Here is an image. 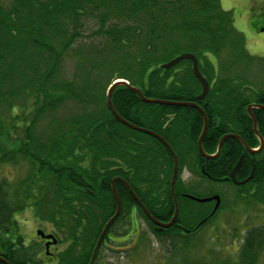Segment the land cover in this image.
Listing matches in <instances>:
<instances>
[{
    "label": "trees",
    "instance_id": "1",
    "mask_svg": "<svg viewBox=\"0 0 264 264\" xmlns=\"http://www.w3.org/2000/svg\"><path fill=\"white\" fill-rule=\"evenodd\" d=\"M182 53L201 61L199 71L209 84L201 102L190 62L160 68ZM68 57L75 59L71 77L63 74ZM253 62L261 70L244 50L233 13L223 11L219 0H0V165L27 166L24 178L0 183V258L7 264H35V244L25 243L16 221L25 208H32L41 221L54 218L59 226L72 225L69 240L82 244L87 256L75 263L73 255L71 264H88L115 212L111 182L116 176L126 181L152 218L169 222L174 212L172 156L156 138L112 116L108 87L123 80L146 99L195 103L206 118L201 147L207 155L216 152L225 135L255 149L259 140L246 108L264 105V82L254 86L260 71L243 72ZM111 104L126 122L156 134L172 149L178 213L171 227L155 233L128 190L115 183L119 214L109 231L128 235L133 209L160 247L162 264H256L264 253V223L243 230L236 258L188 253L191 236L216 217L223 198L218 196L220 204L210 216L214 202L183 196L188 191L180 173L187 167L196 176L192 160L204 181L233 185L230 172L242 156L235 179L247 178L252 164L254 171L250 181L237 187L238 198L264 207V110L251 109L263 140L259 151L249 154L238 140L227 138L216 158L205 159L196 145L203 127L199 110L144 103L125 86L113 90ZM69 105L73 110H66ZM68 214L72 221L67 222ZM215 232L211 239L220 243L224 236Z\"/></svg>",
    "mask_w": 264,
    "mask_h": 264
},
{
    "label": "rangeland",
    "instance_id": "2",
    "mask_svg": "<svg viewBox=\"0 0 264 264\" xmlns=\"http://www.w3.org/2000/svg\"><path fill=\"white\" fill-rule=\"evenodd\" d=\"M219 1L222 10L233 12L234 27L236 30L239 33H244L241 22L236 19L238 10L234 9L239 4L234 0ZM246 11L248 13L250 9L248 10L247 7ZM85 42L88 41L84 40L83 43ZM247 49H249L248 51L251 53V46H247ZM64 63L63 74L67 77H71L75 69V59L68 57ZM244 68V73L249 70H251L252 73L260 71L256 62ZM246 68H248V71H246ZM111 72L115 71L112 70ZM256 75L258 76L255 81L257 83H254V86L264 82L262 73L260 74L259 72ZM258 78H260L259 81H257ZM67 108L73 110L72 105L66 107V110ZM190 162L196 176L189 172L187 167H184L180 173V182L183 184V187L185 186L187 188V194L197 198L219 196L223 198V202L221 210L216 214V217L210 221V224L200 228L194 236H191L192 240L188 248V253L197 256L207 255L210 259L215 258L216 260L224 257L236 258L238 241L243 235V230L264 223V207L253 200L238 198V189L234 185L227 182L215 183L204 181L198 175L196 164H194L192 160ZM26 169L27 166L23 163L16 167H12L10 164L0 165V183L1 181L11 184L15 183L18 179L24 178L27 172ZM16 221L19 232L26 242L35 240L34 231L36 229H49V222L41 221L32 209L31 211L24 210L19 213V215L16 216ZM234 229H236V232L233 231ZM214 230H216L215 234L220 233V235L224 236V238L220 240V243L211 239ZM133 232L136 237L130 238V236L127 235L115 237V241L118 243H109L107 247H103L101 251L102 260L98 264H162L160 247L157 245L146 223L137 215L134 219ZM235 234L237 237L231 239ZM139 238H141V242L138 241ZM211 246L212 251L208 252ZM256 264H264V253L259 255Z\"/></svg>",
    "mask_w": 264,
    "mask_h": 264
},
{
    "label": "flooded vegetation",
    "instance_id": "3",
    "mask_svg": "<svg viewBox=\"0 0 264 264\" xmlns=\"http://www.w3.org/2000/svg\"><path fill=\"white\" fill-rule=\"evenodd\" d=\"M234 1L239 4L234 9L238 10V13L236 14L237 15L236 19L241 22L242 28L244 31V33H241V35L243 36V39H244V50H245L248 57H250L252 60L258 61L260 63V65H261L260 74L262 73V76L264 77V69H263L264 68V0H234ZM247 7H248V10L250 9V11H248V13L246 11ZM247 46H249V47L251 46V49H252L251 53L248 51L249 49H247ZM196 60H197V65H198V69H199V67L202 64H201V61L198 60L197 58H196ZM186 61H188V60H186ZM188 62H190V64H191L190 69L192 71V63H191V61H188ZM209 62L214 67L215 74H217L216 61L213 58H211V59H209ZM178 72H180V70ZM192 74H193V72H192ZM203 77L205 78V76H203ZM263 81H264V79H263ZM202 100H198V101L201 102ZM251 105H257V104H251ZM259 137H261V136H259ZM252 168L254 171L253 164H252ZM251 171H252V169H251ZM113 179H115L114 186H115V183H120L126 190H128L126 188L125 184L123 183V182L126 183V181L124 179H122L118 176H116V178H113ZM119 179L122 180L123 182L120 181ZM111 188H112V185H111ZM186 194L187 193L182 194V195L184 196ZM31 209L32 208H28V209L25 208V210H28V211H31ZM68 212L72 213V211H68ZM68 215H69V217L67 219V222L72 221V219H73L72 214H68ZM134 219H135V210L131 209L130 214H129V219H128V221H129L128 226L126 228L128 233H129L127 236H130V238L136 237V235H134V232H133ZM56 223L57 222L53 218L49 222V229L38 228L34 231V232L41 231L44 236L51 237L50 240L43 239L41 237H36V235L34 233L35 240H30L29 242L25 241V243L28 246L30 244L33 245L35 243L36 247L33 245L34 249H35L33 261L35 262V264H71L72 262L70 261V258L73 255H75V263H81V260H83V257L86 259L87 250L85 249V247L82 246V244H78V243L73 244L71 242V240H69L70 235L67 233V230H72V225L67 224V226H64V225L59 226ZM153 228H154V226H153ZM184 230L185 229H183V231ZM185 231H187V230H185ZM115 237H121V235L116 236L111 231H109V229H108V231H106V233L103 237V240L101 241V243H100V245L96 251V254H95V256L97 254L99 255V258H100L99 261L100 262L102 260V258H101L102 248L107 247V244H109V243H118L115 241ZM95 258L96 257H94V261L92 264L100 263V262L96 263ZM90 259H91V257H90Z\"/></svg>",
    "mask_w": 264,
    "mask_h": 264
},
{
    "label": "water",
    "instance_id": "4",
    "mask_svg": "<svg viewBox=\"0 0 264 264\" xmlns=\"http://www.w3.org/2000/svg\"><path fill=\"white\" fill-rule=\"evenodd\" d=\"M182 60L191 61L193 76H194V78L197 80V82L201 86V93L197 96V99L198 100L203 99L206 96L207 92H208L209 85H208V82L205 80V78L199 73L197 60H196V58L193 55L188 54V53L181 54V55L177 56L176 58L172 59L171 61H169V62H167L165 64H162L160 66V68L162 70H168V69L172 68L174 65H176L178 62H180ZM117 86H125V87H127L129 90L134 92L140 98V100L142 102H144V103H148V104H162V105H167V106H169V105H173V106H187V107L195 108V109L199 110L201 113H202V110L195 103H192V102H173V101H162V100L146 99V98L142 97L141 93L137 89L128 86V83L123 81V80H115L114 82H112V84L109 86V88L107 90V94H106L107 102L106 103H107L108 110L110 111L112 116L119 123H121L122 125L127 126L128 128H130L132 130H135V131H138V132H141V133H145V134L151 135L154 138H156L161 144H163L167 148V150L169 151V153L172 156L173 165H172V174H171V179H170V183H169V189H170V193H171V195L173 197L174 212H173V215H172L171 219L167 223L158 222L157 220L152 218L150 216V214L148 213V211L145 209V207L142 205L140 200L136 197V195L130 189V187H128V185L125 182H123L122 180L119 179L120 181H122L125 184L126 188L128 189L129 194L131 195V197L133 198V200L135 201L137 206L142 210V212L148 218V220L154 225L153 231L155 233H159V232H161V231H163L165 229H168L169 227H171L173 225V223H174V221L176 219L177 213H178V207H177V203H176L175 196H174V183H175L176 175H177V159H176V156L173 153L172 149L165 142V140H163L161 137L157 136L156 134H154L152 132H149L147 130L140 129V128H137V127L133 126L132 124H130V123L126 122L124 119H122L114 111V109L112 107V104H111V96H112L113 90ZM252 108L264 110V105H250V106H248L246 108V112H247V114H248V116H249V118H250V120L252 122L253 132L259 139V148H258V150H259V149H261V147L263 145V140H262L261 137L258 136V133H257V130H256V122H255L254 117H253V115L251 113V109ZM202 116H203V127H202L201 133H200V135H199V137L197 139V142H196L197 149H198V152L201 155V157H203L205 159H214V158H216L218 156L219 152H220V149H221V146H222L223 142L227 138H234V139L238 140L242 144V146L244 147L245 151L248 152L249 154H253L256 151H258V150L249 149L246 146V144L237 136L225 135L219 140L216 152L213 155H207L206 153H204V151H203V149L201 147V140L204 137L205 132H206V118H205L203 113H202ZM241 160H242V157L239 158V160L237 161L235 166L232 168V170L230 172V176H229V179L236 186H241V185H244L245 183H247L251 179L252 174H253V168H252V171L250 172L249 176L245 180L240 181V182L235 180V176H234L235 175V171L237 170L238 166L240 165ZM114 182H115V179H113L112 183H111V185H112V193H113V197H114L115 204H116L115 212H114L113 216L103 226V228H102V230H101V232L99 234V237L97 239V242H96V244L94 246V249H93V252H92V255H91V259H90L88 264H92L93 263L96 251H97L101 241L103 240V237H104L107 229L109 228L111 223L117 218V216L119 214V200H118L116 191L114 189ZM185 197L188 198L189 200L195 201L197 203H208V202L214 201L215 204H214V207L212 209L211 214H213L216 211V209L218 208V206L220 204V199H219L218 196H212V197H208V198H197V197H193L191 195H185ZM36 236L41 237L43 239H47V240L51 239V237H49V236H44L41 231H36ZM0 260H2L4 262V260L2 258H0ZM4 263L7 264L6 262H4Z\"/></svg>",
    "mask_w": 264,
    "mask_h": 264
}]
</instances>
